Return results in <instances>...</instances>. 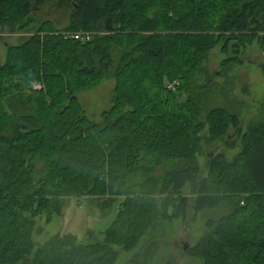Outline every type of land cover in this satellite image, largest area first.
Wrapping results in <instances>:
<instances>
[{"label":"trees","instance_id":"1","mask_svg":"<svg viewBox=\"0 0 264 264\" xmlns=\"http://www.w3.org/2000/svg\"><path fill=\"white\" fill-rule=\"evenodd\" d=\"M54 2L70 12L66 29L37 19ZM36 25L0 65V264H118L160 218L219 205L228 212L207 222L189 254L203 264H264V122L244 131L224 109L202 121L209 84L198 85L219 44L225 68L244 63L248 44L264 47V0H0V32ZM107 79L114 102L96 123L77 94ZM22 82L43 89L28 94ZM168 82L179 83L175 91ZM224 140L241 150L207 156L201 168L203 143ZM85 197L103 211L118 202L102 240L34 243L37 218L50 223L65 199Z\"/></svg>","mask_w":264,"mask_h":264},{"label":"rangeland","instance_id":"2","mask_svg":"<svg viewBox=\"0 0 264 264\" xmlns=\"http://www.w3.org/2000/svg\"><path fill=\"white\" fill-rule=\"evenodd\" d=\"M39 22L49 20L58 30L66 29L70 23V12L60 8L56 2L47 3L36 11ZM38 25L31 28L29 32L11 33L6 29L0 32V65L6 62L9 47L21 45L25 39L30 38ZM223 45L219 44L209 53L203 68L209 75H203L198 79V85L206 84L204 108L202 121H206V115L213 109H224L236 114L243 121V129L247 130L249 124L264 122V72L260 67L264 64V47L260 41L248 44L241 58L243 64H234L228 67L223 62L228 59L229 53L222 51ZM22 82L23 90L28 94L41 91V83L25 85ZM115 80L107 79L77 94L78 100L84 109L85 115L92 121L99 123L102 115L111 109L114 102ZM169 89L174 83H166ZM180 89L182 86H179ZM178 87V88H179ZM186 90L181 91L180 101L187 99ZM207 135V132H205ZM230 139L237 138L234 131H231ZM205 154L198 156V163L205 169L207 156L215 157L220 153H227L229 158L238 153L241 148L229 150L225 147L226 140L213 144L203 143ZM167 171L166 166H161L157 173L163 175ZM183 193L193 201L192 187L186 186ZM98 200L90 197L82 199H65L64 207L59 214H54L50 223H47V216L37 218L33 241L43 246L53 237L60 239L67 235L76 236L78 243L89 244L103 239V233L108 230L117 216L118 202L111 209L103 211ZM226 205H219L206 208L198 214L193 210L189 211L187 219H162L155 229L141 239L138 246L132 252H123L120 255L118 264H127L131 259L136 258L138 264H203V260L189 254L207 232L206 224L209 220H219L228 212ZM73 235V236H72ZM38 247V246H37ZM187 247V249H185ZM19 264H26L23 260Z\"/></svg>","mask_w":264,"mask_h":264},{"label":"built area","instance_id":"3","mask_svg":"<svg viewBox=\"0 0 264 264\" xmlns=\"http://www.w3.org/2000/svg\"><path fill=\"white\" fill-rule=\"evenodd\" d=\"M82 35L78 34V35H75V38L76 39H80ZM90 36H87V37H82V38H86L89 39ZM179 83L178 82H175L174 84L171 85V88H175L176 85H178Z\"/></svg>","mask_w":264,"mask_h":264},{"label":"water","instance_id":"4","mask_svg":"<svg viewBox=\"0 0 264 264\" xmlns=\"http://www.w3.org/2000/svg\"><path fill=\"white\" fill-rule=\"evenodd\" d=\"M185 249H187V247H185Z\"/></svg>","mask_w":264,"mask_h":264}]
</instances>
